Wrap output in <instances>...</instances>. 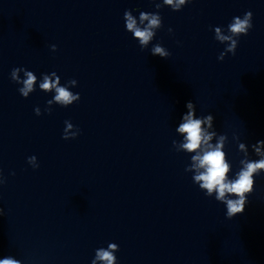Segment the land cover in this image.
I'll return each instance as SVG.
<instances>
[{
	"label": "water",
	"instance_id": "water-1",
	"mask_svg": "<svg viewBox=\"0 0 264 264\" xmlns=\"http://www.w3.org/2000/svg\"><path fill=\"white\" fill-rule=\"evenodd\" d=\"M136 9L138 23L141 11L162 17L144 50L123 18ZM248 11L252 29L219 60L226 45L215 27ZM156 43L171 55L153 56ZM17 67L37 77L27 98L10 78ZM52 72L62 85L75 79L69 90L80 100L49 114L54 93L39 83ZM189 101L228 136L230 178L243 158L234 135L259 159L251 145L264 140V0H191L180 11L153 0H0V259L91 264L116 243L117 264H264V173L243 214L226 218L185 171L194 153L172 144L183 139L176 128ZM65 121L79 128L75 139L62 138Z\"/></svg>",
	"mask_w": 264,
	"mask_h": 264
},
{
	"label": "clouds",
	"instance_id": "clouds-1",
	"mask_svg": "<svg viewBox=\"0 0 264 264\" xmlns=\"http://www.w3.org/2000/svg\"><path fill=\"white\" fill-rule=\"evenodd\" d=\"M191 0H162L156 2L155 8L161 9L165 5L170 6L173 11H180L182 6L190 3ZM133 11L126 10L124 12V21L126 30L132 33L133 38L139 42L141 50L148 48L149 42L156 36L157 30L163 27L162 17L159 12H143L139 13V23L137 17L133 15ZM252 12H246L243 17H233L228 24L227 29L215 27L214 39L221 44H225L224 51L218 56L219 60H224L229 53L235 55L238 47L239 38L248 35L252 29ZM173 30L168 29L171 33ZM51 50L55 52L56 45H51ZM153 56L168 58L171 53L160 43H156L150 50ZM23 72L24 78L21 79L18 75ZM10 78L18 85V91L24 98L29 96V93L35 91L34 85L37 77L34 72L23 67L13 68L10 73ZM77 81L70 79L63 85L60 77L56 72L51 74H43L42 82L39 83V89L47 93H54L52 99L48 100L45 112L51 114L52 104H58L62 107H68L73 102L80 100L79 93H73L69 90L70 86H76ZM187 112L183 114L176 131L182 134L183 139L179 143L176 140L172 141L173 147L177 152L194 153L191 155V164L185 168L186 172L192 171V180L197 184L201 191L207 197H213L216 201L223 203L226 206V218L233 219L238 214H243L246 205L249 203L248 197L254 191V177L264 173V140L257 141L251 145L252 152L259 157L253 160L249 157V146L239 142V137L234 135V139L238 143V151L243 154L240 159L239 170L230 178L231 164L226 162L225 148L229 144L226 134H218L214 128V116L212 114L201 115L197 117L196 106L192 101L186 104ZM36 115H41V109H34ZM65 129L62 138L65 140L75 139L79 134V128H76L70 121H65ZM75 128V131H70ZM215 138V142L214 141ZM28 164L36 169L39 167L35 156L28 157ZM14 175V173H13ZM5 183V179L0 175V185ZM215 193V195H213ZM4 215V211L0 208V216ZM119 251V246L116 243H109L107 248L101 247L95 251V257L91 264H117L115 253ZM0 264H22L19 259L6 257L0 259Z\"/></svg>",
	"mask_w": 264,
	"mask_h": 264
}]
</instances>
